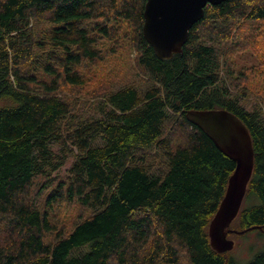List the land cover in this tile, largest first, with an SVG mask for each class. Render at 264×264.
<instances>
[{
  "label": "trees",
  "instance_id": "trees-1",
  "mask_svg": "<svg viewBox=\"0 0 264 264\" xmlns=\"http://www.w3.org/2000/svg\"><path fill=\"white\" fill-rule=\"evenodd\" d=\"M145 3L0 0V264H240L209 236L235 161L188 109L247 126L228 233L264 229V0L208 5L169 60ZM244 50L261 61L237 73Z\"/></svg>",
  "mask_w": 264,
  "mask_h": 264
},
{
  "label": "water",
  "instance_id": "water-1",
  "mask_svg": "<svg viewBox=\"0 0 264 264\" xmlns=\"http://www.w3.org/2000/svg\"><path fill=\"white\" fill-rule=\"evenodd\" d=\"M223 1L146 0L143 35L158 58L169 60L183 51L191 28L203 18L205 8ZM186 117L236 164L209 225L212 247L218 252H226L234 247V240L228 238L229 227L239 214L253 172L252 137L245 123L226 109H188Z\"/></svg>",
  "mask_w": 264,
  "mask_h": 264
},
{
  "label": "rangeland",
  "instance_id": "rangeland-1",
  "mask_svg": "<svg viewBox=\"0 0 264 264\" xmlns=\"http://www.w3.org/2000/svg\"><path fill=\"white\" fill-rule=\"evenodd\" d=\"M132 54H134L132 52ZM232 66L238 73L241 70L256 65L261 61L258 54L251 53L250 50H244L235 53L233 56ZM257 81V80H256ZM252 89L254 92L260 91L259 85L252 84ZM255 98V97H254ZM256 100V98L254 99ZM69 164V163H68ZM66 167H64V170ZM63 173V172H62ZM246 200L243 201L242 206H246ZM250 204H247L249 206ZM262 233H261V231ZM258 230L257 228L246 230L245 232L228 233V238L234 240V247L228 252L233 256V258L240 264H246L254 258V256L264 249V229Z\"/></svg>",
  "mask_w": 264,
  "mask_h": 264
},
{
  "label": "flooded vegetation",
  "instance_id": "flooded-vegetation-1",
  "mask_svg": "<svg viewBox=\"0 0 264 264\" xmlns=\"http://www.w3.org/2000/svg\"><path fill=\"white\" fill-rule=\"evenodd\" d=\"M231 231V230H230Z\"/></svg>",
  "mask_w": 264,
  "mask_h": 264
}]
</instances>
